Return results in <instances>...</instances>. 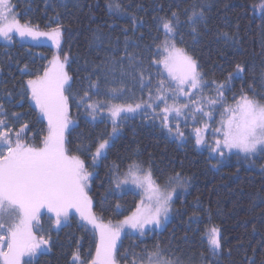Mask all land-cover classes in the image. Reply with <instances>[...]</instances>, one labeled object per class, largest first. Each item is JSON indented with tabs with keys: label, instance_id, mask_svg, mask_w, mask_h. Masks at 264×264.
Segmentation results:
<instances>
[{
	"label": "trees",
	"instance_id": "trees-1",
	"mask_svg": "<svg viewBox=\"0 0 264 264\" xmlns=\"http://www.w3.org/2000/svg\"><path fill=\"white\" fill-rule=\"evenodd\" d=\"M11 1L21 24L28 22L35 30L47 32L59 23L63 37L59 50L51 41L35 43L17 33L10 41L0 39V103L7 113L4 119L14 130L27 124L26 142L39 146L48 134V125L32 101L26 82L43 76L54 55L61 60L67 57L65 71L71 77V89L65 93L78 121L69 127L66 140L70 141V154L80 156L92 171L89 194L95 215L120 221L135 211L140 193L115 186L116 175L124 173L133 161L151 166L155 177L180 172L181 177L189 179L188 190L175 199L174 214L167 225L143 235L126 233L117 248V262L144 264L145 250L152 252L158 245L165 258H179L181 264H264V152L251 157L236 152L224 158L213 157L206 149L197 148L192 139L180 141L169 136L157 121L141 112L118 123L117 136L100 163L93 166L91 155L100 141L109 138L113 124L106 118L92 120L82 114L81 105L77 106L86 91L91 100L84 103L93 99L137 103L148 99L149 93L153 96L164 79L162 66L152 63L160 58L155 46L165 39L160 19H171L173 12L180 21L173 39L198 61L208 82L205 88L217 97L216 85L225 83L223 96L230 102L241 91L249 97H264L261 0ZM109 3H118L124 10L110 9ZM194 6H203L205 13L196 33L187 23L185 11ZM129 54L137 57L134 64ZM237 64L244 67L239 76L235 75ZM139 71L145 75L143 84ZM229 73H233L230 81ZM90 82L98 83V92L89 89ZM109 89L120 91L113 96L108 94ZM78 145L82 150H76ZM113 164L118 166V173ZM212 225L221 230L218 257L211 256L204 236ZM35 233L38 238L49 239V246H42L22 264H71V253L77 246L81 259L90 261L98 244L96 232L74 214L59 226L53 217L43 215Z\"/></svg>",
	"mask_w": 264,
	"mask_h": 264
},
{
	"label": "snow or ice",
	"instance_id": "snow-or-ice-1",
	"mask_svg": "<svg viewBox=\"0 0 264 264\" xmlns=\"http://www.w3.org/2000/svg\"><path fill=\"white\" fill-rule=\"evenodd\" d=\"M14 7L11 0H0V37L10 41L12 34L17 33L21 37L46 38L57 50L60 49L63 28L59 23L51 28V31H37L28 22L21 24ZM108 7L117 12L124 10L118 3H109ZM259 7L264 10V0H261ZM185 11L188 13L187 23L191 25L192 32L196 33V25L205 17L204 8L194 6L191 10ZM179 23L175 12L172 13L171 19H160V26L166 38L155 46L156 55L160 58L152 61L154 65H163L169 78L174 81V88L170 90L164 89V81L159 82L156 98L164 102H166L165 91H169L174 99L181 94L190 98L192 90L200 92L206 86L198 61L188 55L184 48L176 46L173 37L177 35ZM223 35L229 39L233 38L228 33ZM128 59L134 64L137 57L129 54ZM66 61L67 57L61 60L59 55H54L49 62L52 65L51 69H46L43 76H37L36 79H29L26 82V88L30 90L31 99L39 109V114L47 119L48 134L42 137L39 146L26 142L29 131L27 124L15 130L10 127L4 119L7 113L0 103V262L2 264H21L23 257H32L41 251L42 246L45 248L49 246V239L38 238L33 231V226L39 224V214L43 208L54 214L56 226L67 220L71 209H76L81 220L99 230V243L91 260H82L77 246V249L71 253V264H116V243L120 238L121 230L128 227L143 235L147 225L159 226L166 221L176 191L173 185L182 186L180 172H175L166 178L155 177L151 166L146 167L142 163L133 161L128 165L127 172L122 174L123 179L120 178L121 174L116 175L115 186L119 189L129 183L134 185L147 195V204L142 199L130 216L115 224L97 223V217L91 210L92 200L88 195L92 173L88 171L85 161L80 156L70 154L71 150L68 147L70 141L66 140L65 135L69 126L74 124L68 116L69 97L65 95L66 90L71 89V77L64 70ZM243 72L244 67L237 64L235 75L239 76ZM138 77L143 84L144 72L139 71ZM232 78L233 73H229L227 79L230 81ZM225 86V83L216 85L218 99L222 100V89ZM88 87L99 91L96 82H90ZM186 87L189 91H185ZM119 91L109 89L108 94L116 96ZM8 95L10 97L11 94ZM149 99H152L151 93ZM86 100H91L87 91L79 98L77 106L83 103L88 115L93 119L106 109L113 124V133L117 131L118 121L130 119V114L142 109L139 103L125 106L107 102L84 103ZM233 100L234 105L224 109L226 119L221 120V128L216 129V132L222 135V139L214 141L215 147L212 151H219V155L223 156L225 151L236 150L245 157H251L258 151L264 152V102H262L264 97L260 99L255 96L249 97L247 93L241 91L238 97L233 96ZM184 107L187 108V105ZM174 110L177 113L180 111L179 108ZM197 110L203 115H208L203 113L202 109ZM169 111L168 107L163 108L161 117L163 126L168 127L171 132L172 127L178 129L179 125L167 124ZM13 115L16 117V114ZM196 132V143L200 145L204 141L199 135L200 130L197 129ZM176 134L183 136L179 131ZM110 139L111 135L109 139L98 143L95 152L91 155L93 166L97 159L105 154ZM76 150H82V146L78 145ZM113 168L117 173L119 172L117 165L113 164ZM162 179L164 182L160 183ZM116 207L119 208L120 205L117 204ZM39 230L37 228V231ZM204 236L207 238L209 253L212 257H218L222 248L220 228L212 225L205 230ZM203 259L204 255L201 254V260ZM142 260H146L147 264H181L179 258H165L158 245L152 252L145 250Z\"/></svg>",
	"mask_w": 264,
	"mask_h": 264
},
{
	"label": "rangeland",
	"instance_id": "rangeland-1",
	"mask_svg": "<svg viewBox=\"0 0 264 264\" xmlns=\"http://www.w3.org/2000/svg\"><path fill=\"white\" fill-rule=\"evenodd\" d=\"M11 4H12V1H11ZM22 38H24L25 40H30V41L35 42V43L36 42L40 43V42L50 41V40H47L46 38L34 39L31 37H27V36L22 37ZM0 39H3V37H0ZM176 46L179 47L177 45V43H176ZM179 48H181V47H179ZM187 54L190 55L189 53H187ZM161 66H162V70H163V74H164V79L162 80V81H164V89L165 90L173 89L174 88V81H172L169 78L167 71L163 68V65H161ZM51 68H52V65H50L49 69H51ZM203 81L206 84L208 83L204 78H203ZM185 91H189V89L186 87ZM65 95H66V93H65ZM164 97H166V102L157 99L156 98V91H155L154 95L152 96V99L148 98L145 101L137 102V103L142 105V109L137 110L136 113L130 114V116L134 117L137 114L143 112V113L149 115V119L157 121L169 136L174 137L180 141H187L189 139H192L197 148L206 149L209 152V154L213 157L224 158L225 155L236 152V150H233L232 152L225 151L224 155L221 156V155H219V151H216V152L212 151V149L215 147L214 141L216 139H222V135L220 133L216 132V129L221 128V120L226 119V114L224 112V109L229 107V106H233L234 101L230 102L224 96H223L222 100L218 99V97H215L207 88H205V86L202 88V90L200 92H196L195 90H192V92L190 93V98L184 97L181 94L179 97L174 99L171 97L169 91L164 92ZM97 102H101V103L107 102V103H111V104H120V105H125V106H127V105H133L134 106L135 104H137V103H115V102L106 101L103 99H93V101H88L87 103L95 104ZM262 102H264V101H262ZM80 105L82 106L81 112L84 116H86L92 120H100V119L106 118L107 120H109L111 122L110 118L108 117L106 109H104L102 112L97 114L95 116V119H93L92 116L88 115V111L86 110L85 106L82 104H80ZM148 105H151V107H148ZM184 105H187V108H185ZM165 107H168L170 109L168 116H167V124L169 126L179 125L178 129L176 127H172L171 132L169 131L168 127L163 126V123H162L161 110ZM175 108L180 109L179 113H177L174 110ZM153 109H155V112H153ZM197 109H202V112L206 113L208 115L201 114V111H198ZM68 116H69V119L74 122V124L77 123L78 119L72 114V111H71L70 100H69ZM45 120L47 121L46 118H45ZM118 123H119V121H118ZM118 123H117V131L115 133H113L111 131V134H110L111 139L109 140V146L111 145L112 141L117 136V134L120 130ZM74 124H71L70 126H72ZM197 129L200 130L199 135L202 137V139L204 141L200 145H197V143H196V137H197L196 130ZM177 131L183 133V136L182 137L178 136L176 134ZM107 139H109V138H107ZM106 152H107V150H106ZM106 152H105V154H106ZM258 153H260V152L258 151L256 154H258ZM240 154H242V153H240ZM256 154H254V155H256ZM103 156H101L97 159L95 165H98L100 163L101 158ZM87 169L89 172L92 173V171L89 168H87ZM126 172H127V170L124 173H126ZM122 174L120 177L121 179L124 178ZM181 178H182L181 179V185L182 186H177L175 184L173 185L176 188V191L174 192L173 197H172L171 211L169 213L168 219L166 221L162 222L159 226L147 225L145 227L144 233L147 232L148 230H161L171 220V218L174 214V210H175L174 202H175L176 197L179 194L186 192L188 190L189 184H190L189 179H187L185 177H181ZM115 185H116V181H115ZM89 189H90V184H89V188H88V195L90 197ZM128 189L138 191L141 195L140 202L143 199L145 201V204H147V195L144 192H142L139 188L135 187L134 185L129 183V184L123 185L121 188H119V190H128ZM140 202H139V204H140ZM91 210L94 213L93 201L91 204ZM73 214L77 215L80 218V215L76 211V209H71L69 211L68 218ZM43 215L48 216V217H54V214L49 212L47 208H43L40 210L39 222H40L41 217ZM130 215H128V216H130ZM68 218H67V220H68ZM64 222L65 221H63L62 223H64ZM110 222L112 224H115L117 221H106V220H102V219L97 217V223L98 224L108 225ZM89 226L96 232L97 237H98V243H99V230L94 229L92 227V225H89ZM35 230H36V225L33 226L34 233H35ZM128 232L139 233L135 229H130L128 227L123 228L121 230L120 238H119V240H117V243H116V253H117V248H118V245H119L121 238ZM35 235H36V233H35ZM25 258H29V257L28 256L23 257L21 264ZM0 264H2V262H0ZM116 264H119L117 262V258H116ZM144 264H147V262H145Z\"/></svg>",
	"mask_w": 264,
	"mask_h": 264
}]
</instances>
